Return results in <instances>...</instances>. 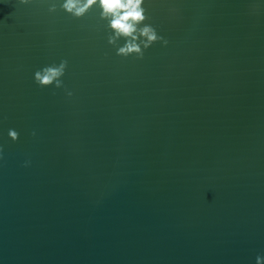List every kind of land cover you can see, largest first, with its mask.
Instances as JSON below:
<instances>
[{
	"label": "water",
	"instance_id": "1",
	"mask_svg": "<svg viewBox=\"0 0 264 264\" xmlns=\"http://www.w3.org/2000/svg\"><path fill=\"white\" fill-rule=\"evenodd\" d=\"M144 6L169 43L125 57L99 8L0 0V264L264 255V0Z\"/></svg>",
	"mask_w": 264,
	"mask_h": 264
},
{
	"label": "clouds",
	"instance_id": "2",
	"mask_svg": "<svg viewBox=\"0 0 264 264\" xmlns=\"http://www.w3.org/2000/svg\"><path fill=\"white\" fill-rule=\"evenodd\" d=\"M25 3L30 0H24ZM49 11L55 12L58 8L64 10L72 17L82 18L93 8H99V15L107 22L111 34L109 43L116 44L119 38L124 44L117 48V55L143 57L144 50L160 42L167 46L169 41L160 34L157 27L147 23L148 14L145 8L146 0H46ZM68 60L63 59L59 65H49L38 69L34 73V80L41 87L55 83L62 84L61 77L65 75ZM12 140L19 139V132L14 128L8 130ZM4 147L0 144V159H3ZM256 264H264V255H257Z\"/></svg>",
	"mask_w": 264,
	"mask_h": 264
}]
</instances>
